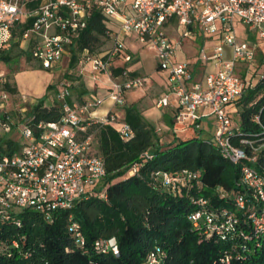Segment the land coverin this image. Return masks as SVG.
I'll return each instance as SVG.
<instances>
[{
    "label": "built area",
    "instance_id": "1",
    "mask_svg": "<svg viewBox=\"0 0 264 264\" xmlns=\"http://www.w3.org/2000/svg\"><path fill=\"white\" fill-rule=\"evenodd\" d=\"M35 2L38 6L31 9L29 5ZM93 8L114 22L113 46L105 54L82 58L78 73L89 75L94 81L106 76L109 86L105 97L94 95L82 104L70 103L71 91L68 86H62L55 98L62 103L60 120L33 126V118L26 117L16 123L10 114V92L0 73V135L17 130L23 138L18 152L0 156V220L10 221L14 209L33 208L52 221L55 212L88 199L105 178L104 159L93 152L95 136L87 132L97 123H111L118 126L125 139L134 136L132 128L118 118L113 108L124 107L126 94L143 88L147 79L137 76L122 80L112 73L117 62L129 64L134 60L123 40L134 36L135 42L155 52L158 68L168 74L169 92L159 99L158 107L173 105L175 124L192 126L198 132L204 131L211 119L214 127L211 145L227 162L242 165L241 190L233 195V200L237 210L248 209L250 233L237 230L239 219L235 212L226 209L216 215L207 212L203 199L196 202L200 207L192 212L190 220L207 237L217 235L226 240L240 233L261 247L264 243L263 109L253 117L259 126L254 131L244 130L233 115L248 89L258 86L264 89V70L256 61L260 43L241 40L236 30L239 20L249 31H256L264 43V0H0V64L1 52L10 45L17 24L32 18L34 21L24 33L21 47L30 50L33 60L41 67L54 69L71 54L72 38L85 28ZM201 36L215 42L214 46L200 50V61L211 65L213 70L203 81L196 82L191 64L180 60L179 55L185 42L196 41ZM106 101L112 104V110L96 119L95 111ZM146 157L152 158L149 154ZM140 166L135 163L130 174H135ZM185 174L186 178L163 174V188L176 195L188 179L199 178L198 174ZM218 191L223 197L228 195L223 188ZM101 197L106 198L105 194ZM69 232L79 244H84L76 223L69 225ZM96 245L104 251L112 248L118 252L115 240ZM165 255L157 247L147 264H160ZM231 260L232 256L226 255L222 262L230 264Z\"/></svg>",
    "mask_w": 264,
    "mask_h": 264
},
{
    "label": "trees",
    "instance_id": "2",
    "mask_svg": "<svg viewBox=\"0 0 264 264\" xmlns=\"http://www.w3.org/2000/svg\"><path fill=\"white\" fill-rule=\"evenodd\" d=\"M37 6L36 2L29 5L31 9ZM33 21L31 18L17 24L10 45L1 52L2 61L20 57L14 55V47L33 60L30 50L21 48V39ZM113 27L109 17L93 8L85 28L72 38L70 69L77 67L82 58L100 54L102 40L112 39ZM112 73L122 80L139 76L127 64L116 65ZM5 88L11 94L18 93L16 85L7 80ZM84 94L87 92L81 96ZM48 98V95L40 98L27 115V119L33 118V126L61 119L62 103L56 100L48 105ZM68 101L73 103L71 99ZM238 107L235 114L240 116L241 127L258 130L253 117L263 109L264 123V89L261 86L248 89ZM123 121L134 132L130 140L111 123H97L87 132L96 133L93 152L104 159L107 172L88 199L55 212L52 221L33 208L14 209L10 221L0 220V264H147L157 247L166 254L160 264H226L222 262L226 255L232 256L230 264H264V243L258 247L240 233L226 240L217 235L207 237L189 218L200 207L196 202L203 199L207 212L215 215L223 209L235 212L239 219L237 230L250 233L248 209L237 210L233 200V195L241 190L242 165L223 159L210 140L177 138L176 144L165 145L162 142L165 136L158 134L135 106L125 107ZM10 134L0 135V156L12 155L20 149V143ZM135 163L141 166L132 175ZM185 172L198 174L199 178L188 179L176 195L163 188V174L186 178ZM218 188L228 195L223 197ZM71 223L78 225L84 236L83 245L69 232ZM110 240H115L117 253L96 245Z\"/></svg>",
    "mask_w": 264,
    "mask_h": 264
},
{
    "label": "rangeland",
    "instance_id": "3",
    "mask_svg": "<svg viewBox=\"0 0 264 264\" xmlns=\"http://www.w3.org/2000/svg\"><path fill=\"white\" fill-rule=\"evenodd\" d=\"M236 30L241 40L260 43L256 61L261 63L263 60L261 53L264 54V43L260 40L259 34L256 31H249L247 27L240 24L239 20L236 21ZM102 41L103 44L100 46L99 51L100 54H105L112 48L113 40L103 39ZM9 48H11V46ZM12 51L14 55L20 54V57H15L10 62L2 61L0 64V73L5 77V80L11 84H15L18 88L17 94L9 93L10 114L16 123L26 118L32 107L45 95L49 96L47 101L48 105H51L52 102L55 104L57 102L55 99L56 93L59 87L68 86L75 102H80L81 91L86 87L87 83L90 88L95 89L96 83L93 78L90 76L85 77L87 80L86 82L82 75H78V66L74 69H70V55L66 56L54 69L48 70L43 67L41 68L38 62L32 59L29 60L26 55H22L19 48L14 47ZM135 52H137V57L142 62L141 73L143 76L151 77L153 74L157 73L158 63L154 51L147 47H142ZM50 86H52V88L49 90ZM153 93L155 94V98H158L161 94L160 92ZM99 96H101V94H99ZM1 109H4L2 104ZM22 109L27 111L23 113L21 111ZM120 114L122 115V112ZM94 117L96 119L101 118L95 114ZM233 117L235 121L238 123L240 122V116L238 114H234ZM212 133L213 131H209L208 129L198 132L194 127L190 126L184 128V132H182L180 136L181 138L197 137L200 142L204 140L214 141V135ZM19 134L20 133L15 130L8 136L22 143L23 138L22 135ZM95 134L94 132L93 135L95 136Z\"/></svg>",
    "mask_w": 264,
    "mask_h": 264
},
{
    "label": "crops",
    "instance_id": "4",
    "mask_svg": "<svg viewBox=\"0 0 264 264\" xmlns=\"http://www.w3.org/2000/svg\"><path fill=\"white\" fill-rule=\"evenodd\" d=\"M115 30H118V28L115 27ZM174 37H176L175 34ZM123 40L128 46V49L132 52L134 56L133 62L127 64V68H129L131 72H136L137 74H139V76H141L142 62L140 59H138L137 57L138 54L135 51H138L140 48L143 47V45L135 42L134 36L123 37ZM214 43L215 42L210 38L201 36L196 41H187L183 44V48L182 51L180 52L179 59L189 61V63L192 66L193 79L196 82L203 81L205 76L213 70L211 65L203 64L200 61V50L204 46L212 47L214 46ZM261 54L263 57V60L261 62V68L262 70H264V54L263 53ZM116 65L122 66L124 65V63L122 61H119L117 62ZM157 70H158L157 73L153 74L151 77H146L143 75L141 76L147 79L145 86L141 89L132 90L128 92L126 94V104L124 107L122 108L118 107L117 110V108L114 109L112 107V104L109 101H106L100 108H98L95 111L94 114L100 117H104L113 108L118 118L120 120H124L125 107L135 106L142 112L144 117L156 127L158 134L165 136L164 141H162L165 145H169L173 143L176 144L178 140L177 138H181L180 134H182V132H184V128L187 127L175 126L173 105L164 108L158 107L157 104L159 99L164 97L169 92V84H168V74L164 71H161L159 68ZM78 75L80 76L79 73ZM83 77L85 79V77H89V75ZM95 83H96L95 89L90 88L89 84L87 83L86 87H84V89L81 91V95L83 92H87V94H84L83 96L80 97L79 100L80 102H75L73 98H71L72 102L74 104H82L85 100L91 98L94 95L99 96V94H101L100 97H105L107 95V88L109 86L107 77L102 76L98 81H95ZM153 92H160L161 94L158 98H155L154 97L155 94ZM121 112L122 115L120 114ZM168 122H171L173 124V127L170 126ZM206 124H207L206 125L207 128H205L204 131H206V129H208L209 131H214L213 129L214 127L212 125L211 119L208 120Z\"/></svg>",
    "mask_w": 264,
    "mask_h": 264
}]
</instances>
